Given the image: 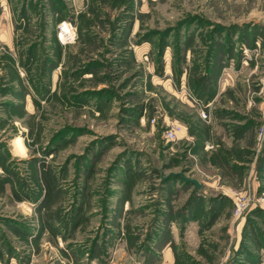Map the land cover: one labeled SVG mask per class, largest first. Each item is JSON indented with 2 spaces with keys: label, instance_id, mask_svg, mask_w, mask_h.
I'll list each match as a JSON object with an SVG mask.
<instances>
[{
  "label": "rangeland",
  "instance_id": "obj_1",
  "mask_svg": "<svg viewBox=\"0 0 264 264\" xmlns=\"http://www.w3.org/2000/svg\"><path fill=\"white\" fill-rule=\"evenodd\" d=\"M259 197L264 0H0V264H264Z\"/></svg>",
  "mask_w": 264,
  "mask_h": 264
},
{
  "label": "built area",
  "instance_id": "obj_2",
  "mask_svg": "<svg viewBox=\"0 0 264 264\" xmlns=\"http://www.w3.org/2000/svg\"><path fill=\"white\" fill-rule=\"evenodd\" d=\"M65 24L68 25V29L70 30V33L71 35L69 34L68 31H65L64 28H65ZM57 38L60 42L62 43H65L67 41H69L73 35H74V28L70 25V23H67L65 21H60L57 25ZM65 36L64 39H62L60 37V34H62ZM185 95V94H184ZM187 98L192 101V102H196L195 99L187 94ZM198 105V113H199V116L201 118H206V113L204 112L203 108L201 107L200 103H197ZM180 131V127L178 125H174V126H171L169 129H167L164 133V137L167 139V140H172V139H175L176 138V135L179 133ZM256 201L259 203V204H264V198L263 197H259L256 199ZM234 207H233V215L235 217L237 216H240L242 214V212L248 207V205L250 204V200L245 197V196H235L234 197ZM264 207V206H263Z\"/></svg>",
  "mask_w": 264,
  "mask_h": 264
},
{
  "label": "trees",
  "instance_id": "obj_3",
  "mask_svg": "<svg viewBox=\"0 0 264 264\" xmlns=\"http://www.w3.org/2000/svg\"><path fill=\"white\" fill-rule=\"evenodd\" d=\"M262 212H263V211H262L261 209H254L253 211H251V213H250V217H251V216H260ZM248 218H249V217H248ZM246 220H247L248 223L251 222V219H246ZM250 231L253 232V228H250Z\"/></svg>",
  "mask_w": 264,
  "mask_h": 264
},
{
  "label": "water",
  "instance_id": "obj_4",
  "mask_svg": "<svg viewBox=\"0 0 264 264\" xmlns=\"http://www.w3.org/2000/svg\"><path fill=\"white\" fill-rule=\"evenodd\" d=\"M186 181L190 182L193 184L194 187H198V183L195 179L193 178H185Z\"/></svg>",
  "mask_w": 264,
  "mask_h": 264
},
{
  "label": "bare ground",
  "instance_id": "obj_5",
  "mask_svg": "<svg viewBox=\"0 0 264 264\" xmlns=\"http://www.w3.org/2000/svg\"><path fill=\"white\" fill-rule=\"evenodd\" d=\"M64 30H65V31H68V30H69V29L67 28V25H66V24H65V28H64ZM68 32H69V31H68ZM69 34L71 35L70 32H69ZM60 36H61L62 39H64L66 35L64 36L63 33H62V34H60Z\"/></svg>",
  "mask_w": 264,
  "mask_h": 264
},
{
  "label": "crops",
  "instance_id": "obj_6",
  "mask_svg": "<svg viewBox=\"0 0 264 264\" xmlns=\"http://www.w3.org/2000/svg\"><path fill=\"white\" fill-rule=\"evenodd\" d=\"M33 262V261H32ZM31 261H29V263L28 264H33ZM70 264H74V263H70Z\"/></svg>",
  "mask_w": 264,
  "mask_h": 264
}]
</instances>
